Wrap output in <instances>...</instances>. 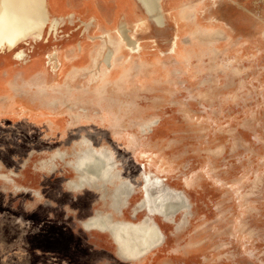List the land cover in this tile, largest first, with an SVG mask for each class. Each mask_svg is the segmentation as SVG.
<instances>
[{
	"label": "rangeland",
	"instance_id": "rangeland-1",
	"mask_svg": "<svg viewBox=\"0 0 264 264\" xmlns=\"http://www.w3.org/2000/svg\"><path fill=\"white\" fill-rule=\"evenodd\" d=\"M45 7L0 49V264H264V0Z\"/></svg>",
	"mask_w": 264,
	"mask_h": 264
},
{
	"label": "bare ground",
	"instance_id": "bare-ground-1",
	"mask_svg": "<svg viewBox=\"0 0 264 264\" xmlns=\"http://www.w3.org/2000/svg\"><path fill=\"white\" fill-rule=\"evenodd\" d=\"M139 1H142V0H139ZM145 2H146L147 7L149 9L155 8L153 6L152 0H145ZM154 15L156 16V20L158 22H161L160 17H159V13H155ZM59 23H60V21L57 18L50 20V17L47 13V9L45 7V0H0V49L2 47H8V48L16 47L22 40L26 39L33 32H36V31L42 32V30L48 24H50L51 28H53L55 30V28L58 27ZM127 41H128V39H127ZM129 41H130V39H129ZM128 44H131V43L128 42ZM56 56L57 55L55 52V53L49 54L48 58L50 59V61H52ZM111 58H112V54L110 51H105L102 55L103 60H110ZM52 118H54V116ZM81 148L84 149V147H81ZM96 165L85 163L86 167L84 166V170H85L84 174H88L87 176H89V178L91 180L101 181L99 178H97L93 175L95 172L99 171L100 168H102V165L100 163H99V165H97V166ZM103 173H101V174H103ZM99 176H101V175L98 174V177ZM112 176H113V174H112ZM102 177L103 176H101V178ZM104 177H105V175H104ZM117 180L112 179L113 183H115ZM117 231L119 232V229ZM150 233L152 234L153 232L150 231ZM126 235H128V232ZM132 235H134V234H132ZM124 236H125V234H124ZM136 236L138 237V235H136ZM137 237H134V241H135V239H137ZM141 237H143V236L141 235ZM125 239H127V238H125ZM129 239L130 238L128 237V240ZM131 248H134V247L132 246ZM146 251L148 252L149 250H146Z\"/></svg>",
	"mask_w": 264,
	"mask_h": 264
},
{
	"label": "water",
	"instance_id": "water-1",
	"mask_svg": "<svg viewBox=\"0 0 264 264\" xmlns=\"http://www.w3.org/2000/svg\"><path fill=\"white\" fill-rule=\"evenodd\" d=\"M142 6L145 8V10L154 17V19L156 20V16L154 15L155 13H159L160 12V8H159V0H152L153 6L155 7L154 9H149L147 7V4L145 2V0L140 1Z\"/></svg>",
	"mask_w": 264,
	"mask_h": 264
}]
</instances>
